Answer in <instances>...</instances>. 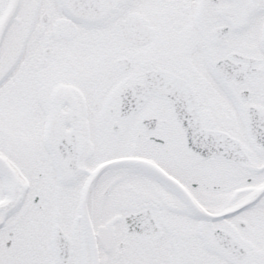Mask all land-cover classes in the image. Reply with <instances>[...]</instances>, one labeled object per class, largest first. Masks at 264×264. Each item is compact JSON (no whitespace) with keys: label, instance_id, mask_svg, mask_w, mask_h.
Here are the masks:
<instances>
[{"label":"snow or ice","instance_id":"1","mask_svg":"<svg viewBox=\"0 0 264 264\" xmlns=\"http://www.w3.org/2000/svg\"><path fill=\"white\" fill-rule=\"evenodd\" d=\"M0 264H264V0H0Z\"/></svg>","mask_w":264,"mask_h":264}]
</instances>
